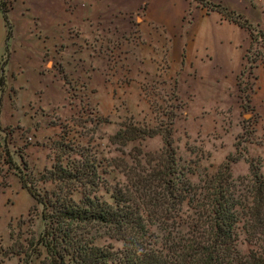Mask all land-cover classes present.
<instances>
[{"label":"rangeland","instance_id":"obj_1","mask_svg":"<svg viewBox=\"0 0 264 264\" xmlns=\"http://www.w3.org/2000/svg\"><path fill=\"white\" fill-rule=\"evenodd\" d=\"M147 2L80 29L86 17L72 14L71 0H0L9 30L8 40L0 37V124L21 129L9 140L19 171L22 155L38 177L64 136L88 147L105 180L99 195L111 201L125 175L145 167L144 154L163 146L160 135L110 143L119 128L134 126L169 133L176 167L194 185H206L224 163L235 180L250 164L264 174V0H154L182 11L173 32L159 28L157 49L146 47L150 32L140 25ZM147 57L155 63L142 65ZM18 170L0 162V264H22L13 241L43 228ZM95 244L121 247L108 237Z\"/></svg>","mask_w":264,"mask_h":264},{"label":"trees","instance_id":"obj_2","mask_svg":"<svg viewBox=\"0 0 264 264\" xmlns=\"http://www.w3.org/2000/svg\"><path fill=\"white\" fill-rule=\"evenodd\" d=\"M1 13L8 38L6 12ZM17 131L0 124V162L18 170L9 149ZM145 134L128 126L109 137L120 146L155 135L163 140L160 150L144 154L145 167L113 188L111 201L99 195L105 180L88 147L61 137L50 148V167L38 177L20 155L19 185L32 200L30 214L36 212L43 224L41 232L13 241V254L22 264L34 258L39 264H264L260 168L250 164L248 175L235 180L224 163L206 177V185L197 186L178 171L169 133ZM101 237L121 247L96 245ZM240 244L246 245L245 253Z\"/></svg>","mask_w":264,"mask_h":264},{"label":"crops","instance_id":"obj_3","mask_svg":"<svg viewBox=\"0 0 264 264\" xmlns=\"http://www.w3.org/2000/svg\"><path fill=\"white\" fill-rule=\"evenodd\" d=\"M60 1H64V0H60ZM73 2H75L76 7L73 10L72 14L75 15H79L80 16H85L86 19H84L83 21H81L80 25H77V28L83 29L86 27H90L92 26L90 24L91 20L94 17H104L105 15H107L108 13H112V11H114V13L117 12H121V15L124 16H129L132 14L133 11L136 10V7H138L139 5L144 4L145 1L147 0H71ZM119 1V2H118ZM82 3L81 8L77 7L79 5V3ZM154 0H148L147 2V7L145 10H140L141 11V27L145 26L146 27V31L150 32L149 37L151 38L150 40V46L148 44H146V47H150L153 48L155 47V49L158 48V31L159 28H161L163 31H166V33H171L174 31L175 28V24L177 22L181 21V16H182V11H181V7H177L175 8V4L174 2H171V5H164L163 7H161V9L156 8L158 6H156L157 4H153ZM63 4H61V9L59 10V13H67L65 8H63L62 6ZM62 14V15H63ZM161 15L160 16V20L158 18L157 15ZM0 17L3 21L2 18V13L0 11ZM136 20H138L136 18ZM76 23H78L76 21ZM181 25V24H180ZM191 25V24H190ZM1 27H2V33L0 35L1 39L3 38V35L6 33L7 34V29L5 27L4 21L3 23H1ZM192 35V30H191V34ZM6 40H8V38H6ZM144 40H147L146 38ZM146 43H148V40L146 41ZM173 47V46H172ZM157 54L156 52L151 53V56ZM155 63V59L153 57H147L144 58L141 62L142 65H153Z\"/></svg>","mask_w":264,"mask_h":264}]
</instances>
